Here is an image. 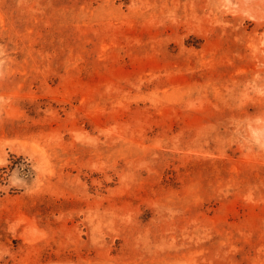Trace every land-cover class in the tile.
Returning <instances> with one entry per match:
<instances>
[{"label": "rangeland", "instance_id": "obj_1", "mask_svg": "<svg viewBox=\"0 0 264 264\" xmlns=\"http://www.w3.org/2000/svg\"><path fill=\"white\" fill-rule=\"evenodd\" d=\"M0 264H264V0H0Z\"/></svg>", "mask_w": 264, "mask_h": 264}]
</instances>
